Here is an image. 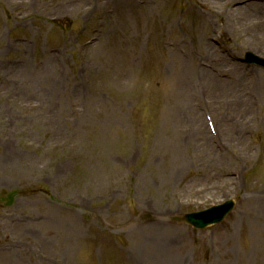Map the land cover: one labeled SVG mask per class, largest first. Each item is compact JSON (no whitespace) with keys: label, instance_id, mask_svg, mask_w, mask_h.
I'll use <instances>...</instances> for the list:
<instances>
[{"label":"rangeland","instance_id":"1","mask_svg":"<svg viewBox=\"0 0 264 264\" xmlns=\"http://www.w3.org/2000/svg\"><path fill=\"white\" fill-rule=\"evenodd\" d=\"M138 1L0 0V264H264V69L245 62L264 59V0ZM206 42L246 68L244 95L257 89L245 129L232 95L186 86ZM231 199L205 232L172 222Z\"/></svg>","mask_w":264,"mask_h":264},{"label":"bare ground","instance_id":"2","mask_svg":"<svg viewBox=\"0 0 264 264\" xmlns=\"http://www.w3.org/2000/svg\"><path fill=\"white\" fill-rule=\"evenodd\" d=\"M121 2V1H119ZM143 4L142 6H144L145 8L148 9H152V7L150 5L153 4V0H142ZM140 5L141 3L138 2ZM92 8H94L96 11L99 9V7L101 6V4L99 3H91ZM255 7H258L257 5H255ZM248 8L246 7L245 9H239V11L244 14V16L242 14H240V21L238 24H242L243 28H244V32L246 33H250V30L253 29V27L255 26V24H259V20L257 18V20H254V17L249 15L247 12ZM262 33L261 34H256L254 33L253 35H251V41L252 44L254 46H259V50H261L263 52V47H264V26H262ZM168 45L171 48H167L165 47V49L170 53L172 60L176 59L175 57H177V53L176 50L174 48L177 47L176 43H170L168 42ZM202 50L207 54V58H203L202 60H199L198 62V67H196L194 69V71H192V68L186 66L185 68H183L181 71L183 74H185L184 76V81H188L186 86L189 84V86H191V84H193L194 82H196V84L201 87V88H207L210 89L213 92H219V91H225L226 93H229L230 95L233 96L234 99V107L232 109H236L237 113L234 114L233 116V123L237 124V128L241 127L243 129H245L244 127V123L245 120L247 119V116H249V111L251 108V102L255 103L254 100L256 101V97H259L256 93L257 89L253 90V94L251 95H247L243 93V84L246 81L247 74L248 71H246V68L241 64H232L230 62H228L224 55L221 54L220 51L216 52V48L214 46V44L206 42L203 43L201 46ZM179 51L180 53L185 57V56H189L190 53L187 49L183 48V47H179ZM51 58V57H49ZM50 63L52 66H54V63L51 61L50 59ZM193 65V64H191ZM53 68V67H52ZM208 68H212L211 70ZM229 70L232 72V76L229 74V77L227 80H221L222 76H224L227 72L226 71ZM260 71H258L259 73ZM217 75H216V74ZM215 74V75H214ZM261 75H259V77H257V82L255 84V88H259L260 92L263 93L264 92V72H260ZM215 76V77H214ZM219 76V77H218ZM188 86V87H189ZM257 95L255 97V94ZM187 110L185 111L186 114L189 115L190 117V122L192 125V131L195 135V137H197V139H199L201 142H204L206 144L207 141V130L203 125L202 119L199 117V115L197 113H194V109H189L186 106H184ZM226 113H230V110H228V112H225L224 114H222V117L226 114ZM214 118H215V114L214 112H212ZM231 116V114H229ZM219 114L217 116V118L219 119ZM236 121V122H235ZM238 122V123H237ZM222 129L225 133L226 136H229V133L227 131V125L224 123V120L222 121ZM233 127V126H232ZM217 128V127H216ZM218 134L220 135V130H217ZM218 135V137H219ZM240 136H242V134H240ZM245 136V135H244ZM239 137L238 140L240 141V143H247L246 139L247 137L245 136ZM244 145V144H243ZM222 182V184L220 185L221 191H223L225 189V183H228V180H224L221 179L220 180ZM219 188V189H220ZM264 196H260V198H263ZM153 231V230H152ZM163 241V240H162ZM155 244H156V248L154 247L153 250L151 248H149L147 246V248L153 253L152 256V260L157 259L159 256L158 254H160L158 252V250L161 249L160 243L157 244V240H155ZM147 251H145L144 253H146ZM157 254V255H156ZM141 259V263H144V261L146 260L147 254H143L142 256H139Z\"/></svg>","mask_w":264,"mask_h":264},{"label":"water","instance_id":"3","mask_svg":"<svg viewBox=\"0 0 264 264\" xmlns=\"http://www.w3.org/2000/svg\"><path fill=\"white\" fill-rule=\"evenodd\" d=\"M221 219H223V217H221L220 219H218L216 222L220 221ZM184 220H185V222H187V223H189L191 225L202 226L204 224H207V223H204V222H201V221L196 220L193 215L185 216Z\"/></svg>","mask_w":264,"mask_h":264}]
</instances>
